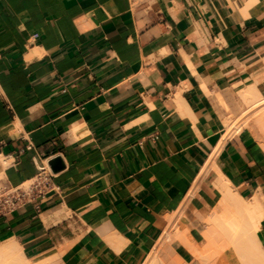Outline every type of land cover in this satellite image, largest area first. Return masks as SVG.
<instances>
[{
    "label": "crops",
    "instance_id": "0c3cea01",
    "mask_svg": "<svg viewBox=\"0 0 264 264\" xmlns=\"http://www.w3.org/2000/svg\"><path fill=\"white\" fill-rule=\"evenodd\" d=\"M255 79L264 93V0H0V185L39 163L51 174L0 209V241L63 264H140ZM244 130L214 162L264 209V150ZM203 183L193 209L217 194ZM258 237L264 249V216Z\"/></svg>",
    "mask_w": 264,
    "mask_h": 264
},
{
    "label": "bare ground",
    "instance_id": "6f19581e",
    "mask_svg": "<svg viewBox=\"0 0 264 264\" xmlns=\"http://www.w3.org/2000/svg\"><path fill=\"white\" fill-rule=\"evenodd\" d=\"M238 93L244 106L239 107L240 109H238L234 118L226 115L221 117L219 141L200 165L197 177L191 189L187 192L188 195L186 194L177 209L159 215L164 228L156 238L155 243L153 242V246L142 258L140 264H190L188 260L172 249L171 255L173 258L169 260L164 258L163 254L172 241H178L199 264H212V259L222 253L232 263H234L237 256L241 264H264V249L258 237V230L264 216L260 199L256 196L257 194L254 195L255 193L246 199L241 197L228 178L218 170L214 162L215 154L225 140L243 129L248 130L264 150V93L259 88L256 79L246 87L244 86ZM212 173L221 177L223 182L226 183L221 193L218 191L219 186L217 185V191L221 196L220 200H214L216 202L219 200L221 209H217L216 205L218 203L216 204L213 201L216 205H212L211 201V204H207V201L203 199V205L200 209L207 215H204L206 217V219L203 218L204 222L207 220L210 226L208 225L207 231L196 234L191 229L192 223L190 221L186 222L183 208L187 201H191L196 195V190L199 188L198 182L203 177H209ZM209 206L211 207L209 208ZM0 264L63 263L58 254L37 258V260L28 258L24 256L18 242L13 238H8L0 241Z\"/></svg>",
    "mask_w": 264,
    "mask_h": 264
},
{
    "label": "rangeland",
    "instance_id": "374dc122",
    "mask_svg": "<svg viewBox=\"0 0 264 264\" xmlns=\"http://www.w3.org/2000/svg\"><path fill=\"white\" fill-rule=\"evenodd\" d=\"M236 104L233 106V108H232V111H231V114L230 115H226V116H230L231 118H234L236 115V112L238 111V109H240V108H242L243 106H244V103H243V100H242V98H241V96L239 95V93H238V101H236L235 102ZM240 107V108H239ZM223 116V115H222ZM221 116V117H222ZM225 116V115H224ZM221 177H219L218 175H216L215 173L213 174H211L209 177H203L199 182H198V185H199V188L200 187H203V188H205L206 186L204 185V183H203V181H204V179H208V180H210V181H212V186L214 185V187H215V189H216V192H217V194L214 196V197H212V196H206V198H204V200L205 201H207V204H211V201H212V205L214 204V205H216L217 203H218V205H216V207H217V209H221V205L219 204V200H220V196H221V190H223L224 188H225V186H226V183L225 182H223V179L221 178ZM217 181V182H216ZM216 183V184H215ZM222 183V184H221ZM27 184V183H26ZM26 184H24V185H26ZM193 185V184H192ZM219 186V189H218V191H220V193L217 191V187ZM192 187V186H191ZM191 187H190V189H191ZM199 188H197V190L199 189ZM189 189V190H190ZM205 189H207L208 190V188H205ZM197 190H196V193H197ZM188 195V194H187ZM217 197V198H216ZM185 198V197H184ZM212 198H214V199H212ZM243 198H246V196H243ZM217 200V199H219L218 200V202H216V201H214V200ZM216 202V204L214 203V202ZM190 200L189 201H187V203H186V205L184 206V208H183V212H184V215H185V217H186V222H191L192 223V225L193 226H191V229L196 233V234H199V233H202V232H204V231H207L208 230V228H209V222L207 221V220H205V222H204V220H203V218H205L206 219V217L205 216H207V215H205V213H203L202 212V210L200 209V208H191L190 206H189V204H190ZM211 206H209V208H210ZM202 213V214H201ZM203 217H202V216ZM205 215V216H204ZM206 222H208V223H206ZM209 225V226H208ZM163 226V225H162ZM207 226V227H206ZM163 228H164V226H163ZM207 228V229H206ZM160 234V229H159V233H158V235ZM178 241H172V242H170V246H168V248H166V250H165V253L163 254V256H164V258L166 259V260H169V259H172L173 258V256L171 255V249L172 250H174L176 253H178L181 257H183V258H185L186 260H188L189 262H190V264H199L198 262H196L195 261V258L193 257V256H191L190 254H186V255H184L183 254V252H182V250L181 249H183V250H185V251H187L186 249H184V247L178 242ZM182 247V248H181ZM188 252V251H187ZM34 260H37V258H33ZM193 262V263H192ZM211 263L212 264H241V262H240V260L237 258V256L235 257V260H234V263H232L231 261H229L227 258H226V256L222 253V254H220V255H218L216 258H214V259H212V261H211Z\"/></svg>",
    "mask_w": 264,
    "mask_h": 264
},
{
    "label": "built area",
    "instance_id": "2783aa9c",
    "mask_svg": "<svg viewBox=\"0 0 264 264\" xmlns=\"http://www.w3.org/2000/svg\"><path fill=\"white\" fill-rule=\"evenodd\" d=\"M37 173L32 181L20 187L0 185V209L8 212L31 202L35 195L41 194V189L48 186L50 172L45 164L37 165Z\"/></svg>",
    "mask_w": 264,
    "mask_h": 264
},
{
    "label": "water",
    "instance_id": "95a60500",
    "mask_svg": "<svg viewBox=\"0 0 264 264\" xmlns=\"http://www.w3.org/2000/svg\"><path fill=\"white\" fill-rule=\"evenodd\" d=\"M55 161L56 160H50V161H48V164H49V166L51 167V169H54V166H55Z\"/></svg>",
    "mask_w": 264,
    "mask_h": 264
}]
</instances>
